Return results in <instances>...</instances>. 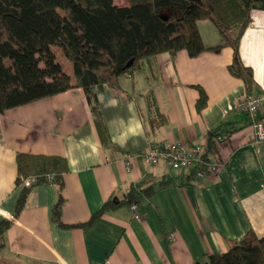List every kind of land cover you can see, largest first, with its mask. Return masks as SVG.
<instances>
[{
    "label": "crops",
    "instance_id": "0c3cea01",
    "mask_svg": "<svg viewBox=\"0 0 264 264\" xmlns=\"http://www.w3.org/2000/svg\"><path fill=\"white\" fill-rule=\"evenodd\" d=\"M197 25L207 47L199 54L158 53L119 86L97 89L107 141L80 86L0 111V223L8 222L0 264H198L249 231L264 235V140L255 141L247 114L236 110L247 91L229 70L232 48L211 19ZM239 53L253 70L252 92L264 93V8L251 9ZM57 58L73 74L71 62ZM222 122L235 130L208 151L218 163L213 175L195 179L144 156L154 141H191L204 152ZM20 152L66 159L64 223L88 221L108 198L116 205L89 223L62 226L53 218L58 184L39 182L16 213ZM129 186L145 191L136 213L123 202Z\"/></svg>",
    "mask_w": 264,
    "mask_h": 264
},
{
    "label": "trees",
    "instance_id": "16d2710c",
    "mask_svg": "<svg viewBox=\"0 0 264 264\" xmlns=\"http://www.w3.org/2000/svg\"><path fill=\"white\" fill-rule=\"evenodd\" d=\"M253 8H264V0H130L125 6L114 0H0V111L80 86L101 138L107 141L97 89L104 83L119 86L124 75L151 62L158 53L186 49L191 56L199 54L207 48L197 25L203 18L213 21L222 44L232 48L229 70L243 79L247 93H251L255 85L253 70L241 60L239 43ZM58 53L71 62L73 74L64 69ZM129 61L131 65L127 66ZM200 93L198 105L202 106L206 95L202 88ZM263 105L258 118L264 117ZM227 124L222 122L209 131L203 157L210 159L208 151L221 142L218 137L225 134V140L235 130ZM16 161V181L21 186L16 213L30 188L39 182L58 184L53 218L62 226L89 223L116 205L114 198H108L88 221L66 224L61 218V175L67 169L66 159L20 152ZM48 174L53 175L51 181ZM29 175H35L36 180L26 186L23 183ZM144 193L129 186L123 202H138ZM7 226V221L0 223V236ZM197 263L264 264V235L249 231L231 242L226 251L208 253Z\"/></svg>",
    "mask_w": 264,
    "mask_h": 264
},
{
    "label": "built area",
    "instance_id": "2783aa9c",
    "mask_svg": "<svg viewBox=\"0 0 264 264\" xmlns=\"http://www.w3.org/2000/svg\"><path fill=\"white\" fill-rule=\"evenodd\" d=\"M264 103V93H246L236 104L238 112L247 113L251 119L250 126L256 142L264 140V117L258 118L259 108ZM225 134L219 136L223 141ZM203 148L199 143L185 140H173L169 142H150L145 149L144 156L150 163H157L164 160L167 165L178 172H188L194 175L195 179L203 176L213 175L218 169V163L202 156ZM52 174L47 175L51 181ZM36 180L35 175H29L24 180V185L29 186ZM137 202L130 203L131 210L136 213Z\"/></svg>",
    "mask_w": 264,
    "mask_h": 264
},
{
    "label": "rangeland",
    "instance_id": "374dc122",
    "mask_svg": "<svg viewBox=\"0 0 264 264\" xmlns=\"http://www.w3.org/2000/svg\"><path fill=\"white\" fill-rule=\"evenodd\" d=\"M60 55V54H59ZM62 58L63 59H65V60H68L66 57H64V56H62ZM72 67V66H71ZM141 75V72L139 71V72H137V79H139V76ZM140 80V79H139ZM139 99H140V102H141V106H142V109H143V113H144V115L145 116H147L148 114H147V110H146V108H145V106H144V103H143V97H140L139 96Z\"/></svg>",
    "mask_w": 264,
    "mask_h": 264
},
{
    "label": "water",
    "instance_id": "95a60500",
    "mask_svg": "<svg viewBox=\"0 0 264 264\" xmlns=\"http://www.w3.org/2000/svg\"><path fill=\"white\" fill-rule=\"evenodd\" d=\"M131 62H132V61H129V62L127 63V66H130V65H131Z\"/></svg>",
    "mask_w": 264,
    "mask_h": 264
}]
</instances>
